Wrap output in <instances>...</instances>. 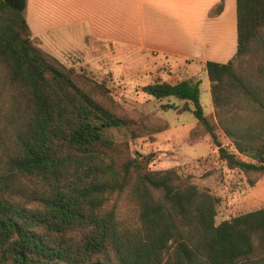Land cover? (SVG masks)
<instances>
[{
    "label": "trees",
    "instance_id": "obj_1",
    "mask_svg": "<svg viewBox=\"0 0 264 264\" xmlns=\"http://www.w3.org/2000/svg\"><path fill=\"white\" fill-rule=\"evenodd\" d=\"M27 7L28 0H0V264H264V207L217 223L216 198L176 168L151 169L154 153L119 161L108 132L143 136L146 117L119 114L104 83L38 46ZM222 8L223 1L212 15ZM236 10V52L205 62L217 123L205 114L199 78L142 91L182 100L220 160L261 176L264 0H236ZM254 56L255 69L242 71ZM122 197L135 212L130 226Z\"/></svg>",
    "mask_w": 264,
    "mask_h": 264
},
{
    "label": "rangeland",
    "instance_id": "obj_2",
    "mask_svg": "<svg viewBox=\"0 0 264 264\" xmlns=\"http://www.w3.org/2000/svg\"><path fill=\"white\" fill-rule=\"evenodd\" d=\"M71 1L66 0L67 10L76 16L79 7ZM48 8L50 6L46 0L28 1L27 18L31 19L29 22L35 31L34 42L67 67L86 72L98 82L104 83L110 90L113 105L119 114L132 117L138 122L142 120V115L146 117L143 136L132 138L130 130L125 127L108 132V136L120 145L119 161L134 156L136 152L154 153L151 169L176 168L180 175L190 177L201 189L216 198L217 223L264 207V173L256 176L229 168L218 158L217 148L211 144L204 128L194 130L196 118L191 111L183 109L182 100L173 96L156 99L142 91L144 85L157 81L176 83L186 78H199L202 81L200 100L205 114L211 122L217 123L210 83L203 63L191 64L188 61L137 54L130 46L121 43L118 44V50L112 48L113 53L104 52L103 47L94 45L90 49H83L80 36L84 32V24L72 21L48 29L52 24H49L52 19L48 16ZM257 62L256 56L246 57L241 70L252 72ZM3 68L0 65V73H3ZM107 103L112 105L108 100ZM165 123L169 124L167 130L150 133L152 128ZM216 131L222 144L232 147L223 130L218 127ZM255 178V185L251 186L249 181ZM119 206L123 217L128 219L127 225L136 222L129 200L122 197Z\"/></svg>",
    "mask_w": 264,
    "mask_h": 264
},
{
    "label": "crops",
    "instance_id": "obj_3",
    "mask_svg": "<svg viewBox=\"0 0 264 264\" xmlns=\"http://www.w3.org/2000/svg\"><path fill=\"white\" fill-rule=\"evenodd\" d=\"M46 1L48 29L84 24L83 49L94 45L113 53L121 43L137 54L204 66L207 60L227 62L237 49L236 0H72L76 16L66 0ZM221 1L222 10L212 15Z\"/></svg>",
    "mask_w": 264,
    "mask_h": 264
}]
</instances>
